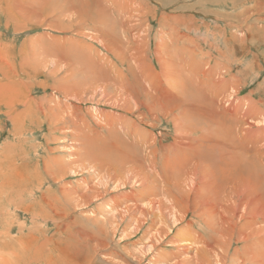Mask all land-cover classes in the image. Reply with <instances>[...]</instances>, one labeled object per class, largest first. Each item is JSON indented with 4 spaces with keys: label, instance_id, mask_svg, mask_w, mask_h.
Masks as SVG:
<instances>
[{
    "label": "rangeland",
    "instance_id": "1",
    "mask_svg": "<svg viewBox=\"0 0 264 264\" xmlns=\"http://www.w3.org/2000/svg\"><path fill=\"white\" fill-rule=\"evenodd\" d=\"M263 153L264 0H0V264L263 259Z\"/></svg>",
    "mask_w": 264,
    "mask_h": 264
},
{
    "label": "bare ground",
    "instance_id": "2",
    "mask_svg": "<svg viewBox=\"0 0 264 264\" xmlns=\"http://www.w3.org/2000/svg\"><path fill=\"white\" fill-rule=\"evenodd\" d=\"M112 7V6H111ZM110 7V8H111ZM109 11V10H108ZM130 12V11H129ZM133 12V11H132ZM162 19H164L165 18V20H167V16L165 17H161ZM167 22V21H166ZM167 26V25H166ZM170 27V26H169ZM164 29V28H163ZM179 32V31H178ZM179 35V38L180 37H182V35L181 34H178ZM184 37V36H183ZM123 38V37H122ZM143 38V37H142ZM130 39V38H129ZM130 43V42H129ZM114 45V44H113ZM158 45V44H157ZM128 46V45H127ZM126 46V47H127ZM165 48H166V46H165ZM131 49H132V51H133V53H134V57H137V58H140L141 60L142 59H145V55L147 54V50H148V44L146 43V41L143 39V40H141L140 39V42H138V41H133V43H132V46H131ZM180 50V49H179ZM182 51H184V49H181V52ZM2 52V51H1ZM185 52H186V50H185ZM158 53V52H157ZM184 54V53H183ZM148 55V54H147ZM161 54L159 53V57L157 58L158 59V61L160 60L162 63H161V67H162V69H163V71H164V73H167L168 74V72L171 70L172 71V69H175V68H172V69H170L171 68V66L168 64V63H163V60H162V57L160 56ZM188 55H189V53H188ZM166 57V56H165ZM130 58V57H129ZM193 59H194V57H193ZM160 61H159V63H160ZM199 65V64H198ZM197 65V66H198ZM200 66V65H199ZM148 67H150V66H148ZM173 67V66H172ZM190 67V66H189ZM192 69V68H191ZM222 69V68H221ZM179 70V69H178ZM193 70V69H192ZM223 70V69H222ZM149 71H153L152 70V68H150V70ZM166 71V72H165ZM170 71V73H173V71L171 72ZM189 71H191V70H189ZM175 72V71H174ZM177 72L178 71H176V74H177ZM192 72V71H191ZM143 74V73H142ZM188 74H190V73H188ZM144 75V74H143ZM174 75V74H173ZM177 75H179V73L177 74ZM151 76H152V78H153V76L154 75H152L151 74ZM175 76V75H174ZM155 80V79H154ZM223 80V79H222ZM236 80V79H235ZM157 82V81H156ZM216 82V81H215ZM187 83V82H186ZM158 84V83H157ZM188 84V83H187ZM155 85V84H154ZM126 86V85H125ZM127 87V86H126ZM126 87L124 88V89H126ZM159 88V87H158ZM123 89V90H124ZM121 90V89H120ZM127 91V90H126ZM118 94V93H117ZM212 100V99H211ZM121 108V107H120ZM225 108V107H224ZM212 116V115H211ZM209 117V116H208ZM216 118V117H215ZM207 121V120H206ZM197 126V125H196ZM224 129V128H223ZM203 132H204V130H203ZM213 132V131H212ZM217 133V132H216ZM208 134V133H207ZM213 134V133H212ZM215 134V133H214ZM217 136V135H216ZM136 137V136H135ZM212 138V137H211ZM86 146V145H85ZM92 150V149H91ZM97 152V151H96ZM113 152V151H112ZM89 154H91V153H89ZM89 154H88V156H89ZM264 154V153H263ZM93 155V154H92ZM128 157V156H127ZM126 157V158H127ZM254 157V156H253ZM129 158H130V156H129ZM226 159V158H225ZM51 160V159H50ZM115 161V160H114ZM132 161V160H131ZM63 162V161H62ZM117 162V161H116ZM231 162V161H230ZM60 164V163H59ZM57 166V165H56ZM66 166V165H65ZM129 166V165H128ZM117 168V167H116ZM249 168V167H248ZM251 168H253V167H251ZM1 169V168H0ZM53 169V168H52ZM132 169V168H131ZM194 170V169H193ZM143 171V170H142ZM195 171H197V170H195ZM246 171H247V174L249 175V177H245L244 178V180H245V183L247 182V183H249V184H251V180H250V178H252V172H251V169L249 168V169H246ZM254 171V170H253ZM52 172V171H51ZM94 172H95V170H94ZM98 172V171H97ZM243 173L245 172V169L242 171ZM50 173V172H49ZM139 173V172H138ZM144 174V173H143ZM125 175V174H124ZM197 174L196 173H192L191 174V176H193V177H195ZM3 177H4V175H2ZM254 176V175H253ZM256 176V175H255ZM239 177H240V175H239ZM0 178H1V176H0ZM243 178V177H242ZM263 179V178H262ZM222 180V179H221ZM241 181H242V179H240ZM110 182V181H109ZM208 182V181H207ZM244 183V182H243ZM212 184V183H211ZM211 184L209 185L208 184V186L210 187L211 186ZM215 185V184H214ZM252 185V184H251ZM253 186V185H252ZM242 189H244V192H242L241 190ZM261 189V188H260ZM11 191V190H10ZM63 191H65V190H63ZM72 191V190H71ZM75 192V191H74ZM228 192H231L232 194L233 193H237L238 195H236V198H238V196H239V198L237 199V201H240V204H243L245 201H247V202H250V199H251V197H252V193H251V191L249 190V189H246V188H243V185L241 186V185H237L236 183H234V185H233V187L231 188L230 187V189L228 190ZM30 193V192H29ZM71 193V192H70ZM227 193V192H226ZM230 193V194H231ZM244 194V195H241V194ZM234 195V194H233ZM99 196V195H98ZM259 197V196H258ZM67 198H68V196H67ZM98 198V197H97ZM257 198V197H256ZM85 200V199H84ZM257 200H259L258 198H257ZM262 203H263V201H261ZM258 204H257V206L256 207H254L255 208V211L257 212V213H260L259 212V210L260 211H264V204H259V202H257ZM250 204H252V206H250V209H253V205L255 204V202H254V204H253V199H251V203ZM260 205H262L260 208H257L258 206H260ZM67 206V205H66ZM150 207V206H149ZM237 207H238V205H237ZM246 207V206H245ZM151 208V207H150ZM243 208V207H242ZM249 209V210H250ZM245 211V210H244ZM252 211V210H251ZM250 211V212H251ZM254 211V213H256ZM252 213V212H251ZM261 214V213H260ZM253 215V214H252ZM258 215V214H257ZM33 219V218H32ZM162 220V219H161ZM257 222V221H256ZM152 224V223H151ZM250 229V228H249ZM3 233V232H2ZM251 235V234H250ZM252 235H254V234H252ZM257 235V234H256ZM189 236V235H188ZM259 236V235H258ZM260 237V236H259ZM46 242V241H45ZM43 245H44V242H43ZM262 247H264V245H262ZM222 248V247H221ZM51 249V248H50ZM196 249V248H195ZM256 248H254V250H255ZM217 250V249H216ZM224 250V249H223ZM222 250V253L224 254V258H225V260L223 261V257L222 256H219L218 254H215L214 252H213V250L212 249H210V248H208V247H206V248H202V249H200V250H197L196 251V257H197V259H198V264H264V258L262 259V258H260V256H257L258 255V253L259 252H261V251H259V249L257 248V250L256 251H258V253H257V255H252V254H250V255H248V253H247V256H249V257H251L252 258V261H251V259L249 258V257H241V259H240V256H236V257H233V258H231V259H227L226 260V257H225V255H227L228 254V250H224L223 251ZM37 251V250H36ZM181 251V250H180ZM264 251V250H263ZM183 253L182 254H186V251L185 250H183L182 251ZM220 252V251H219ZM250 252H252V251H250ZM249 252V253H250ZM25 253H27V252H25ZM36 253V252H35ZM179 253V252H178ZM13 254H14V252H13ZM167 254V255H166ZM163 253L162 255H161V257H160V259L162 260V261H164V260H169V257H172L171 256V254H168V253ZM260 254V253H259ZM11 255V254H10ZM36 255H37V253H36ZM262 255H264V254H262ZM180 256V255H179ZM160 260V261H161ZM188 260H189V258H188ZM240 260V261H239ZM183 261V260H182ZM189 261H192V260H189ZM189 261H184V262H181V263H178V264H191ZM195 262H196V260H195ZM175 263V262H174ZM173 263V264H174ZM192 264H194V261H192ZM196 264V263H195Z\"/></svg>",
    "mask_w": 264,
    "mask_h": 264
}]
</instances>
